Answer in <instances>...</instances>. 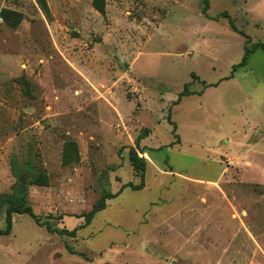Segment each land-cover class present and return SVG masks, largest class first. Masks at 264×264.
<instances>
[{"label": "rangeland", "instance_id": "obj_1", "mask_svg": "<svg viewBox=\"0 0 264 264\" xmlns=\"http://www.w3.org/2000/svg\"><path fill=\"white\" fill-rule=\"evenodd\" d=\"M44 1L0 0V195L14 164L47 173L17 186L77 230L14 214L0 264H264V51L234 71L264 0ZM131 148L141 190L122 188L142 182Z\"/></svg>", "mask_w": 264, "mask_h": 264}, {"label": "trees", "instance_id": "obj_2", "mask_svg": "<svg viewBox=\"0 0 264 264\" xmlns=\"http://www.w3.org/2000/svg\"><path fill=\"white\" fill-rule=\"evenodd\" d=\"M41 2H42V5H45L44 0H41ZM93 6L101 14L103 15L106 14L105 0H94ZM12 16H14V18ZM3 17L13 27H17L22 20L21 14L12 13L9 11L6 12V14H4ZM230 23H231V27L236 31L237 30L236 26L233 24L232 21ZM239 33L244 35V33L241 31ZM249 43H250V38L247 37V41L245 43V54L243 56L242 61L238 65L234 66V71H236L237 68L246 65L249 59V56L254 52V50L260 48L264 51V42H257L252 45H250ZM192 76L194 79L198 78L195 74H193ZM190 94L192 93L189 91L188 86L186 85L184 87V90L179 94L178 100L175 104L179 103L183 96H187ZM169 121L174 126L173 132L174 134H176L175 123L171 122L170 118H169ZM74 147H75V150H77V146L75 145ZM129 160L132 163V165L135 167L137 172H139L142 178V182L138 185H135L132 182H129L127 184H124L122 188L130 187L133 190H141L144 188V177H145L147 162L144 158H140L137 152L135 151V149L133 148H131L129 151ZM11 168H12L14 177L17 179V185L20 182H27L29 185H35V186H48L50 184V177L47 173L37 172L30 166L26 168L24 167L22 168L14 164L12 165ZM17 185L15 186L12 193L0 195V205L7 206L6 208V228L3 230H0V235H6L11 232L13 228V224H14V221H13L14 214H29L31 217H33V219L36 221V223L39 226L45 227L50 233L63 234L64 232H69L70 234L75 235L77 229L73 231H65V230L57 231L53 229L49 223H45V224L41 223L40 216H38L35 213L34 209L28 204V201H27L28 189L22 190ZM118 194L119 193H116V194L104 193V195L100 198V200L94 204L92 209L88 213H85L82 215V217L85 218V224L83 226L89 225L98 212L106 209L107 201L117 197Z\"/></svg>", "mask_w": 264, "mask_h": 264}, {"label": "crops", "instance_id": "obj_3", "mask_svg": "<svg viewBox=\"0 0 264 264\" xmlns=\"http://www.w3.org/2000/svg\"><path fill=\"white\" fill-rule=\"evenodd\" d=\"M248 146H250V149H248L245 153L250 155V152H251V150H252L254 147L252 146V144H248ZM252 168H260V167L255 166V167H252ZM244 174H246V176L248 175V173H243V175H244ZM263 174H264V173L262 172V175H263ZM249 178H251V177H249ZM252 179H254V178H252Z\"/></svg>", "mask_w": 264, "mask_h": 264}, {"label": "water", "instance_id": "obj_4", "mask_svg": "<svg viewBox=\"0 0 264 264\" xmlns=\"http://www.w3.org/2000/svg\"><path fill=\"white\" fill-rule=\"evenodd\" d=\"M23 188V187H22Z\"/></svg>", "mask_w": 264, "mask_h": 264}]
</instances>
